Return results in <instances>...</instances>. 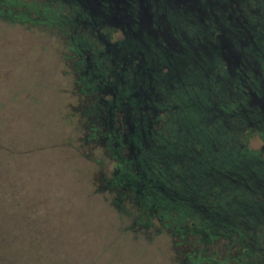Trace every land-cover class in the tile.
Segmentation results:
<instances>
[{"label": "flooded vegetation", "instance_id": "1", "mask_svg": "<svg viewBox=\"0 0 264 264\" xmlns=\"http://www.w3.org/2000/svg\"><path fill=\"white\" fill-rule=\"evenodd\" d=\"M43 1L68 28L84 138L108 153L111 184L141 198L151 185L148 210L167 198L187 207L178 218L215 234L211 242L263 260L264 0ZM198 162L215 176L200 189L242 195L229 194L234 210L215 199L219 210L200 213L206 223L174 179Z\"/></svg>", "mask_w": 264, "mask_h": 264}, {"label": "rangeland", "instance_id": "2", "mask_svg": "<svg viewBox=\"0 0 264 264\" xmlns=\"http://www.w3.org/2000/svg\"><path fill=\"white\" fill-rule=\"evenodd\" d=\"M44 5L0 0V264H181L191 240L166 220L187 207L157 195L155 222L138 200L116 203V186L106 183L113 178L108 153L84 138L87 108L68 28L54 22V4L49 14ZM184 166L174 179L183 182L181 202L194 207L198 222H207L205 210L220 209L215 199L235 209L232 198L242 195L223 189L214 199L217 188L198 183L215 176L199 162ZM174 179L173 189L180 188ZM192 193L202 197L193 200ZM222 243H210L208 253H234ZM241 263L264 259L252 254Z\"/></svg>", "mask_w": 264, "mask_h": 264}, {"label": "trees", "instance_id": "3", "mask_svg": "<svg viewBox=\"0 0 264 264\" xmlns=\"http://www.w3.org/2000/svg\"><path fill=\"white\" fill-rule=\"evenodd\" d=\"M110 181L111 180H107L106 182L107 186L114 189L115 187L112 186ZM150 186L151 185H146V188L142 190V197L145 199L141 198L140 195L138 196L135 193L134 189L132 191V188H127V190L125 191V190H121L119 187H116L115 197L116 199H119V201L117 200L116 203H120L121 201L123 202L125 198L131 197L130 199H134L135 201L138 200L139 202L143 203L145 206H151L153 202H152V195L150 192L151 190L149 189ZM154 188H153V191H156L157 188L155 189ZM154 209L155 210L147 209L144 212H146V214L148 213L149 217L154 216L153 218L155 221L161 217L159 215L160 209L157 206H155ZM147 217L142 216V219H145L148 221ZM166 221L175 228L174 230H176L179 233L180 237L183 240L185 238H188L189 240H191L187 242V247H186L185 252H183V258L181 260V264H242L241 262L243 261V259L246 258L245 253H243L242 256L238 255L239 254L238 252H241V251L238 249L237 244L233 243V245L229 247L224 244L225 241H223L222 239H219V240L223 241L222 243L223 247H227V249L228 248L230 249L233 247L234 253L225 252V253H222V257L220 259L216 258L211 253H208L209 244L212 243L211 241H214V239L217 237L215 234H212V233L205 234L204 232L205 235H203L202 234L203 229H198L197 225H193L195 221L190 219L187 223H185L183 219L178 218L175 214L173 216H170L168 220ZM138 222L140 223L138 224L136 223V225L137 226L141 225L143 227V224H141V221L139 220ZM185 231L186 233L183 234ZM242 251H245V249H242ZM258 255H259L258 252L254 254V256H256L258 259H261L262 256H258ZM239 259L240 261L238 262Z\"/></svg>", "mask_w": 264, "mask_h": 264}]
</instances>
